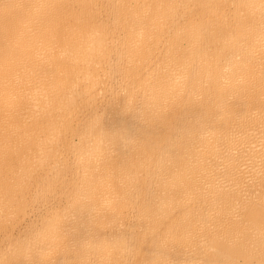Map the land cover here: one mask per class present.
<instances>
[{
	"label": "bare ground",
	"instance_id": "6f19581e",
	"mask_svg": "<svg viewBox=\"0 0 264 264\" xmlns=\"http://www.w3.org/2000/svg\"><path fill=\"white\" fill-rule=\"evenodd\" d=\"M0 264H264V0H0Z\"/></svg>",
	"mask_w": 264,
	"mask_h": 264
}]
</instances>
